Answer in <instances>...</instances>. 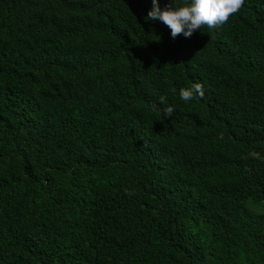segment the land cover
Returning <instances> with one entry per match:
<instances>
[{
	"label": "trees",
	"instance_id": "1",
	"mask_svg": "<svg viewBox=\"0 0 264 264\" xmlns=\"http://www.w3.org/2000/svg\"><path fill=\"white\" fill-rule=\"evenodd\" d=\"M151 9L0 0V264H264V0Z\"/></svg>",
	"mask_w": 264,
	"mask_h": 264
},
{
	"label": "clouds",
	"instance_id": "2",
	"mask_svg": "<svg viewBox=\"0 0 264 264\" xmlns=\"http://www.w3.org/2000/svg\"><path fill=\"white\" fill-rule=\"evenodd\" d=\"M244 4L245 0H191L190 3L186 0L184 6L174 7L169 2L161 8L160 0H152V9L145 17V21H161L170 29L173 39L180 35L191 38L194 32L199 31L204 26L215 29L226 24L230 17L238 13ZM179 96L185 103L197 97L202 99L204 97L203 85L195 83L189 88H181ZM166 100V97L161 96L159 104H165ZM152 109L160 111L155 103H153ZM173 112L174 107L171 106L163 109L166 118L171 117Z\"/></svg>",
	"mask_w": 264,
	"mask_h": 264
},
{
	"label": "rangeland",
	"instance_id": "3",
	"mask_svg": "<svg viewBox=\"0 0 264 264\" xmlns=\"http://www.w3.org/2000/svg\"><path fill=\"white\" fill-rule=\"evenodd\" d=\"M251 209H252V207H251ZM255 210H256L258 213H264V208L258 207V208H255Z\"/></svg>",
	"mask_w": 264,
	"mask_h": 264
}]
</instances>
